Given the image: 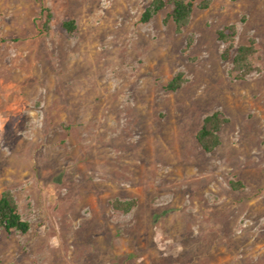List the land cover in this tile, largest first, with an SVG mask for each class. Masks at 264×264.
I'll return each mask as SVG.
<instances>
[{"label":"rangeland","instance_id":"1","mask_svg":"<svg viewBox=\"0 0 264 264\" xmlns=\"http://www.w3.org/2000/svg\"><path fill=\"white\" fill-rule=\"evenodd\" d=\"M150 1L0 0V194L30 224L0 227V264H264V0H211L179 31L170 6L141 21ZM229 24L255 40L243 78Z\"/></svg>","mask_w":264,"mask_h":264},{"label":"trees","instance_id":"2","mask_svg":"<svg viewBox=\"0 0 264 264\" xmlns=\"http://www.w3.org/2000/svg\"><path fill=\"white\" fill-rule=\"evenodd\" d=\"M211 0H151L141 14V21L150 20L155 14L170 6L169 16L176 29L179 31L190 20L196 6L208 7ZM63 26L67 32L75 30V21L66 19ZM219 39L226 43L222 51L225 59H231L233 72L237 78H243L253 70L252 56L256 52L255 40L249 39L248 42L235 44L236 29L233 24H229L219 29ZM183 81L182 73L175 74L166 84V88L176 90ZM227 121V118L220 111H213L203 117L202 125L196 133V140L201 148L206 152H211L220 144V129ZM234 184V182H232ZM235 185V184H234ZM134 200H116L113 205L117 209L129 211L134 206ZM0 227L7 231L19 230L26 232L30 224L25 220L18 208V202L9 190H3L0 194Z\"/></svg>","mask_w":264,"mask_h":264}]
</instances>
